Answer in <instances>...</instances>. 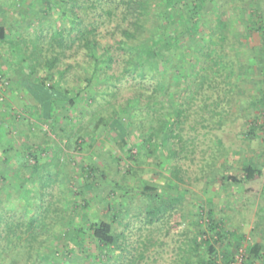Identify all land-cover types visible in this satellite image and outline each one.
Wrapping results in <instances>:
<instances>
[{
    "label": "rangeland",
    "instance_id": "obj_1",
    "mask_svg": "<svg viewBox=\"0 0 264 264\" xmlns=\"http://www.w3.org/2000/svg\"><path fill=\"white\" fill-rule=\"evenodd\" d=\"M64 1L55 0L50 6L48 2L40 5L42 12L34 18L36 30L32 27L36 31L33 34L41 44L40 52L25 55L27 60L31 57L34 59L36 63L33 65L38 68L37 71L47 72L48 68L47 71L44 68L58 57L57 65L62 68L61 71L72 63L77 67L72 73L84 72L86 78L92 79L91 84L85 80L78 86L76 84L78 94L75 91L64 93L70 100L74 98L72 109L83 112L81 124L76 123L74 114L78 111L75 110L68 124L73 142H80L83 163L87 165V173L91 174L88 179L91 183L97 182L94 188H90L92 184L80 175L71 181L53 182L47 189L51 196H46V202L42 203L40 198L33 201L35 195L32 193L27 194L26 183L14 179L0 181V192H3L0 211L4 209V215H10L4 216V219L0 217L5 222L1 228L10 222H27L28 216L23 213L26 210L29 215L32 213L31 216H36L37 221L47 224L49 229L46 236L50 247L55 250L58 241H61L59 247L62 248L69 240L66 233L69 216L73 215L76 222L85 218L91 222H111L108 208L122 206L125 212L119 214V223L115 228L125 231L123 242L126 252L122 256L113 247L114 251L110 253L113 262L129 260L130 256L144 249L142 245L146 242V259L140 264H188V261L191 264H232L240 251L244 255L243 264H264V80H257L255 84H228L222 75L233 73L232 69L204 68L202 47L205 39L202 31L209 28L210 22L204 20L203 11L199 10L191 21L192 3L198 0H185L184 11L179 14L177 7L175 14L178 15L174 14V22L162 30H151L150 37L161 31L164 38L172 42V49L165 57L154 55L149 49V42L132 48L133 61L129 68L133 75H130L125 74V61H129L130 56L118 53L113 67L107 70L109 79L104 80V76L95 75L94 67H88L79 43L72 45L69 41L68 48L63 50L57 42L52 41V34L60 29L75 27L70 16L65 15L70 5L64 4ZM162 3L166 4V1ZM204 7L203 4L202 9ZM110 8L117 12L116 4ZM39 9L37 11L40 12ZM105 10L109 8L105 7ZM89 12L92 16L90 23L103 21L97 38L102 43L115 45L116 31L112 26L120 19L117 21L116 17L105 13L102 19L98 18L102 9ZM193 24L198 28H193ZM28 25L26 29H29ZM148 40L151 41L150 38ZM158 48L160 50L161 46ZM96 52L105 54L100 50ZM104 67L100 69L102 72ZM25 70L23 74L30 73V70ZM144 71L147 72L146 81L142 80ZM198 73L201 77H198ZM262 73L264 75V71ZM160 76H163V80L159 79ZM54 77L55 81L57 79L55 85L66 90L63 80L66 77L59 73H55ZM152 78L159 80L158 84ZM5 80L9 84L0 83V97L4 98L0 101V108H5L4 114L9 113L11 117L10 111L4 107L8 102L6 92L11 83L9 79ZM54 80L48 82L51 84ZM255 96L260 101L252 100ZM149 102L152 103L151 108ZM172 110H178L182 115L181 124L175 131L176 137L167 141L164 136L160 137L156 141V154L151 155L145 137ZM18 118L11 117L7 122L22 124L31 133L36 131L38 137L35 142L43 141L44 132L31 125L30 119ZM121 121L130 130L127 141L131 148L122 149L114 142L106 144L100 141L97 144L100 151L92 157L98 163L94 164L96 167L91 165L89 171L93 147L88 148L85 132L95 128L96 133L103 137L101 128L106 122L110 125L120 124ZM4 125L7 128L8 124ZM51 126L52 123L49 127L53 129L54 126ZM221 126L226 131L221 130ZM47 127H44L45 130ZM76 131L81 132L75 135ZM173 150L177 151L176 155L172 154ZM9 159L12 161L7 166L13 170L12 166L21 163L19 155L10 156ZM247 163L261 169V175L251 183L239 181L244 179L243 166ZM103 174L107 175L106 180L102 179ZM232 178H237L238 182ZM71 186L73 192L68 190ZM145 186L158 192L160 202L174 197L179 199V203L181 200L183 203L179 208L183 207V213L178 215L174 212L164 227L158 224L147 226L133 220L132 209L139 205L147 206L148 201L141 194ZM15 188H22L18 195ZM71 195L75 198L73 201ZM37 207L45 208L46 215L39 212ZM209 211L213 212V219ZM127 223L130 227L126 228ZM216 232L221 235L219 241H216ZM2 236L0 233V241ZM206 241L212 243L213 249L207 247ZM28 256L27 248L18 246L4 254L0 264H26ZM68 264L83 263L73 260Z\"/></svg>",
    "mask_w": 264,
    "mask_h": 264
},
{
    "label": "crops",
    "instance_id": "obj_2",
    "mask_svg": "<svg viewBox=\"0 0 264 264\" xmlns=\"http://www.w3.org/2000/svg\"><path fill=\"white\" fill-rule=\"evenodd\" d=\"M47 2L49 5L55 0H0V76L9 79L11 83L9 91L6 92L9 96L8 102L4 107H7L14 119L17 116L21 120L30 119L31 125L45 133L42 132L45 136L43 141L35 142L38 137L36 131L31 133L22 124L19 126L12 124L11 121L7 122L11 117L9 113L4 114L5 108H0V181L14 179L26 183L27 194L32 193L35 195L32 197L33 201L40 198L42 203L44 195L51 196L47 189L53 182L71 181L78 179L80 175L91 183L88 179L90 175L87 173V165L83 163L80 142H73L71 138L68 123L71 120V113H75L76 110L72 109L70 98H67L62 86L55 85L57 79L56 81L53 79L55 74L47 69L48 67L44 68L48 70L47 72L37 71L38 68L33 65L36 63L34 59L31 57L27 60L25 55L28 52H40V41L33 34L36 32L34 18L42 12L40 5ZM203 4L204 20L210 22L209 28L202 31L205 39L202 47L204 68L232 69L233 73L222 75L228 84H255L257 80L262 82L264 0H203ZM35 5L40 8V12L37 11L38 8L35 9ZM28 23L29 29H26ZM25 60L28 62H24ZM25 69L30 70V73L23 74ZM47 79L54 80L51 83L52 88L48 87L50 83ZM252 100L257 101L258 97L255 96ZM77 111L79 114H74V117L76 123L81 124L83 112ZM6 116L7 119L4 118ZM3 123L8 124L7 128ZM51 123L53 129L49 127ZM119 123L108 125L106 122L101 128L103 137L96 133L95 128L85 132L87 134L84 139L87 138L85 140L89 142L88 148L93 147L91 159L100 151L97 145L101 143L100 141L106 144L109 141L114 142L122 149L131 148L127 141L130 132L128 125L122 121ZM46 126L48 127L45 130ZM82 128L83 126L81 131ZM224 129L226 128L221 126V130ZM81 131H76L75 135ZM13 155H19L21 159L19 166H12L14 170L8 167L12 161L9 158ZM97 163L93 158L89 170L92 169L91 165L96 167ZM71 188L74 189L73 186ZM90 188L94 187L91 185ZM21 189H14L16 195ZM2 193L0 192V197L3 196ZM12 193L14 195V192ZM73 195L72 201L75 199Z\"/></svg>",
    "mask_w": 264,
    "mask_h": 264
},
{
    "label": "trees",
    "instance_id": "obj_3",
    "mask_svg": "<svg viewBox=\"0 0 264 264\" xmlns=\"http://www.w3.org/2000/svg\"><path fill=\"white\" fill-rule=\"evenodd\" d=\"M162 1H166V4H163ZM67 3L70 7L66 10L67 12L65 15L67 14V17L70 16L69 18H71L75 27L70 30L64 28L60 29L56 34H52V41L57 42L61 49L65 47L68 48L67 43L69 41L72 45L79 43L80 47L83 48L88 67H94L95 75L98 73L99 75L104 76L105 80L109 79V75L106 74L107 70L113 67L118 53H121L124 56H130V60L128 58L129 61H125V74L130 75H133L132 70L129 68L133 61L131 58L132 53L130 51L132 48L149 42L151 45V48L149 49H151V52L154 53V55L157 54L158 56V54H160L165 57L172 49V42L166 40L161 31L158 35L152 37H150V32L152 29L162 30L171 22H174L175 11L178 10V7V13L180 14L181 12L182 14L184 11L183 6L185 5V0H65L64 4ZM114 4L117 6V12H113L110 8ZM50 5H52V3H49V6ZM202 5L203 0H198L192 3L193 9L190 11L192 15L191 21L194 19L193 17H195V12L198 10L202 11ZM105 7L109 8V10H105ZM98 9H102L103 11L98 17L100 19L103 18L102 15L104 13L112 18L116 17L117 21L120 19V22L117 24L115 23L112 26L116 31L114 34L115 45H110L109 42L102 43L96 36L102 28L103 21L90 23L92 16L89 11H96ZM91 26L93 29L89 30ZM193 28L197 29L198 27L196 28V25L193 24ZM117 33H120V35H117ZM148 38H150L151 41H149ZM159 46H161V49L157 50ZM97 50L103 51L105 56L98 54L96 52ZM54 59L53 62L48 64V69L54 74L59 73L60 75H63V77H66L63 79L65 82L64 84L66 85V93L69 91H75L82 80H85L88 84L92 83V79L88 78V76L86 78L84 72L78 71L72 73L73 69L77 68L74 64H68L65 70L61 71L62 68L57 65L58 57ZM102 66H105L103 72L100 70ZM146 73L147 72L145 71L142 72L143 81L147 80ZM200 73H198V77H201ZM206 73L209 74V72ZM160 77L161 78L159 79L163 80V76ZM152 79L156 83L159 81L154 78ZM199 81L200 78L196 80L197 83ZM48 87H51V85L48 84ZM77 91L75 92L78 94ZM157 91L158 90L155 89L156 93ZM167 94L169 95L170 92H167ZM73 103L74 98L70 100L71 107H73ZM148 105L151 108L150 105H152V103L149 102ZM181 116V112L178 110L169 111L167 115L160 120V125L155 128L148 137H145L149 154H156V141L160 137L164 136V140L166 141L176 137L175 131L181 124ZM179 138L180 137L178 136V139ZM172 154L176 155L177 151L173 150ZM243 171L244 179L239 181H245L247 183L253 182L258 175H261V169L249 163L243 166ZM88 174L91 176L89 172ZM102 179L106 180L107 175L103 174ZM232 180L238 182L237 178H232ZM96 182L97 180L92 182L93 187H95L94 185ZM114 185L117 187V183ZM68 190L69 192H73L71 187L68 188ZM157 193L158 192L154 191L152 188L144 187L141 194L148 203L147 206L139 205L138 208L136 207L132 209L133 220L140 221L147 226L158 224L161 225V227H164V223L170 221L174 212L178 215L183 213V207L179 208V205L181 206L183 203L181 200L179 203V199L174 197L170 200H162V202H160ZM45 197L46 195L43 197V203L46 202L44 199ZM43 209L45 208H40L39 212L42 211L44 214L46 211ZM123 209L122 206H118L117 209H114L113 207L108 208V213L111 215V222H91L87 218L76 222L73 215L69 216L66 227V233L69 235V240L66 241V244H64L62 248L59 247L61 241L57 240L58 242L54 247L55 250L50 247L51 243L46 236L49 229L47 224L44 225L41 220L37 221L36 216H31L32 213L29 215L28 211L26 212L25 210L23 213L24 216H28L27 222H10L1 228L2 224L5 223H3L1 218L7 215H4L5 213H3V211L5 212V210L1 209L0 217H2L0 218V228L4 232L0 229V233L3 235L1 238L2 245L0 246V262L1 259L4 258V254L6 255L13 248L19 246L27 248L29 252L26 264H68L73 260L76 262H82L83 264H140L146 259L145 252L148 251V244L146 242L142 245L144 249L142 251H137L135 255L130 256L129 260L117 263L113 262L110 258V253L112 252L113 247L115 248V251L119 252L122 256L123 253L126 252L125 242H123L125 231L115 228L119 223V214L125 212ZM209 214L210 217L213 216V212L209 211ZM6 217H10V215ZM211 219H213V217H211ZM213 225L214 223L212 222V226ZM127 227H130L129 223H127L126 228ZM216 235L218 236L216 241H219L221 235L218 232H216ZM206 244L209 249H213V245L210 241H206ZM255 252H257V250ZM75 256L76 258L73 259ZM188 264H191V262L188 261Z\"/></svg>",
    "mask_w": 264,
    "mask_h": 264
},
{
    "label": "built area",
    "instance_id": "obj_4",
    "mask_svg": "<svg viewBox=\"0 0 264 264\" xmlns=\"http://www.w3.org/2000/svg\"><path fill=\"white\" fill-rule=\"evenodd\" d=\"M7 86L9 83L6 82V80L0 76V83H3ZM3 97H0V101H3ZM243 261H244V255L242 253V251H240L239 255L237 256L235 262H233L232 264H243Z\"/></svg>",
    "mask_w": 264,
    "mask_h": 264
}]
</instances>
